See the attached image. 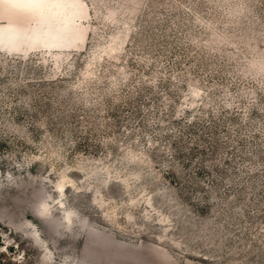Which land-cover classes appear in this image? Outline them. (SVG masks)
I'll list each match as a JSON object with an SVG mask.
<instances>
[{
  "label": "rangeland",
  "instance_id": "1",
  "mask_svg": "<svg viewBox=\"0 0 264 264\" xmlns=\"http://www.w3.org/2000/svg\"><path fill=\"white\" fill-rule=\"evenodd\" d=\"M0 264H264V0H0Z\"/></svg>",
  "mask_w": 264,
  "mask_h": 264
}]
</instances>
